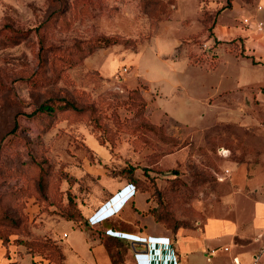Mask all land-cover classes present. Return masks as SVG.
<instances>
[{
  "label": "rangeland",
  "instance_id": "obj_1",
  "mask_svg": "<svg viewBox=\"0 0 264 264\" xmlns=\"http://www.w3.org/2000/svg\"><path fill=\"white\" fill-rule=\"evenodd\" d=\"M219 1L0 0V238L17 264L31 255L58 262L53 223L84 218L86 202L111 179L135 178L152 232L198 234L224 191L213 171L264 165V123H210L219 115L204 98L214 83L204 57L212 48L201 43L212 40L181 38L189 60L173 52L185 25L208 33L220 14L230 18L221 13L230 4ZM40 103L52 109L36 110ZM119 196L91 213L103 218L91 227L112 264H134L129 240L104 231L115 210L101 215ZM230 251L218 249L212 264H230Z\"/></svg>",
  "mask_w": 264,
  "mask_h": 264
},
{
  "label": "crops",
  "instance_id": "obj_2",
  "mask_svg": "<svg viewBox=\"0 0 264 264\" xmlns=\"http://www.w3.org/2000/svg\"><path fill=\"white\" fill-rule=\"evenodd\" d=\"M219 3H224V0H220ZM258 5L260 8L257 7ZM224 10H227L226 13L230 15V18L222 21L221 14L216 18L211 27V35L207 39L216 42L210 53L204 56L209 65L212 64V67L208 69L213 71L214 82L212 87L209 86L211 92L204 98L209 106L217 108L219 112V115H214L210 123H264V0L251 2L230 0V7L221 9V13ZM244 18L248 19V23L244 22ZM257 21L262 22L260 28L256 26ZM185 26L186 31L177 33L172 47L173 52L180 53L189 60L183 48L178 50V44L183 40L181 38L191 39L199 35L207 38V33L203 32L201 23ZM230 39L234 41H229ZM240 45L243 48L242 51L239 48ZM218 47L219 50H217ZM200 84L204 87L208 86V83L204 81ZM162 111L166 113L165 110ZM165 117L184 124L169 114ZM262 150L264 154V146ZM222 167L229 169V175L224 180H217L220 183L218 188L224 191L220 193L219 203L213 206L205 217L198 234L194 232L190 234L183 230H176L174 235L152 232L153 225H144L151 220L150 215L142 214L140 211L146 206L145 198L142 197L144 201L139 204L135 201L134 196L137 192L140 193L135 185L133 193L128 195L129 197L124 196L120 208L116 211L118 206L115 211L113 210L114 213L108 216L109 220L104 218L107 222L106 228L114 229L115 235L121 237H124L122 233H145V238L147 235L167 236L171 242L168 246L170 249L162 248L159 244L149 245V257L153 264L160 257L166 256L168 252L173 254L171 262L173 264H212L211 257L220 248L226 251L231 250L230 264H264V165L246 166L241 163L220 166L219 169ZM110 181H112V189L100 184V190L95 194L96 196H92L86 202L83 210L84 218L80 221L61 217L53 223L56 241L61 245L64 254L63 264H70L67 261L69 256L71 259L77 258L80 264H111L100 238L101 231H95L91 226H96V223L87 224L86 220L88 216H93L98 211L95 209L100 204H105L106 199L113 192L128 182L126 179ZM133 206L136 209H133ZM94 211L95 213L91 214ZM115 217L124 223L131 222L136 229L117 228L115 224L120 225L122 222L119 219L115 220ZM60 224H64V227L61 228ZM138 225L144 226L142 232H139ZM17 257L16 255L11 257L10 252L0 240V264H17ZM31 257L30 264H52L47 258L35 255ZM131 257L133 258V255ZM74 263L77 262L74 260ZM216 264H220V261Z\"/></svg>",
  "mask_w": 264,
  "mask_h": 264
},
{
  "label": "built area",
  "instance_id": "obj_3",
  "mask_svg": "<svg viewBox=\"0 0 264 264\" xmlns=\"http://www.w3.org/2000/svg\"><path fill=\"white\" fill-rule=\"evenodd\" d=\"M257 7L260 8V5H258ZM244 22L248 23V19L244 18ZM261 24H262L261 21H257L256 22V26L258 28L261 27ZM201 45H202L204 50H208L210 48L207 41H203L201 43ZM123 69L126 70V67H123ZM217 154L220 157H222V158H227L228 155H229V150L227 148L221 147V148L217 149ZM228 175H229V169L226 168V167H222V168H220L218 170H214L213 171V176L218 181L224 180ZM133 191H134V184L130 183V182H127L125 186L121 187V189L120 188L117 189L116 192L111 194L110 197L107 200L108 201L112 200L118 194H120V196H119L120 198L123 197V196H126V197L128 195L130 196L133 193ZM117 192H119V193H117ZM107 200L105 202H107ZM102 219L103 218H99V219L97 218L96 219L92 215H90V216H88L87 221H88L89 224H93V223L98 222V221H100ZM104 231L107 234H112V235L115 234L113 232L114 230H112L111 228H105ZM122 235L124 236L123 238H126L127 240H129V239H138V240H141V241H145L148 244L147 252H132L134 264H153L151 262L150 257H149V248H150L149 245L151 246V245H154V244H159L162 248H169L170 249V247H168V246L170 245L171 242L168 240L167 236H149V235H147V237L145 238L144 236H132V237H130L129 236L130 233H128V234L122 233ZM133 237H135V238H133ZM211 251L212 250H210V252ZM172 256H173L172 252H168V254L166 256L165 255L162 256V257H165V258L160 257L159 259H157L155 261L154 264H173V263H171L172 260H173ZM233 259H235V258L233 257Z\"/></svg>",
  "mask_w": 264,
  "mask_h": 264
},
{
  "label": "trees",
  "instance_id": "obj_4",
  "mask_svg": "<svg viewBox=\"0 0 264 264\" xmlns=\"http://www.w3.org/2000/svg\"><path fill=\"white\" fill-rule=\"evenodd\" d=\"M206 1L207 0H202V2H204V3H206ZM244 1H249V0H244ZM230 4V0H226V5H229ZM221 7V6H220ZM205 18V17H204ZM213 23L214 22H210V24H208L207 25V27H206V29L208 30L207 32V37H209L210 35H211V27H212V25H213ZM203 25V27H202V30H205L204 28V24H202ZM234 39V38H233ZM233 39H230L229 41H234ZM239 39H241V38H239ZM215 40H212L211 41V43L209 44V47H213L214 45H215ZM240 42H241V40H240ZM237 44V43H236ZM239 48H240V50L242 51L243 50V48H242V46L240 45L239 46ZM186 56H187V58H189V55L186 53ZM200 60H201V58H200ZM199 59H198V61H196V62H199L200 61ZM36 110H50V109H52V106L51 105H49V104H47V103H40L36 108H35ZM15 124V123H14ZM127 180H128V182H132L134 185H135V178H132L131 176H128L127 177ZM65 219H70V220H72V221H80L81 220V217H73V216H67V217H64ZM107 234V233H106ZM102 235V234H101ZM100 235V236H101ZM109 236H116V235H112V234H108ZM116 237H120V236H116ZM101 238V237H100ZM121 238H123V237H121ZM0 240H1V243L2 244H4V242H3V240H2V238H0ZM101 240H102V243H103V245H104V240H103V238H101ZM48 242H50V243H52L51 245H52V248L53 249H56V252H57V260H58V262H55L51 257H49V256H44V258H47L49 261H51L52 262V264H63V258H64V254H63V252H62V250H61V245L59 244V243H56L55 241H49L48 240ZM104 247H105V245H104ZM107 254H108V256H109V258H110V261H111V264L113 263L112 262V260H111V254L109 253V252H107Z\"/></svg>",
  "mask_w": 264,
  "mask_h": 264
},
{
  "label": "water",
  "instance_id": "obj_5",
  "mask_svg": "<svg viewBox=\"0 0 264 264\" xmlns=\"http://www.w3.org/2000/svg\"><path fill=\"white\" fill-rule=\"evenodd\" d=\"M124 199V196L119 198L114 204L112 207H109L104 215L106 214H109L110 212H112L113 210H115L119 205L120 203L122 202V200ZM109 201L105 202V204H103L100 208H98V211H101V209L106 205L108 206ZM105 206V207H106ZM94 217V216H93ZM130 237H132V235H129ZM135 238V237H133ZM129 244H130V249L132 252H147V249H148V244L145 242V241H141V240H138V239H129Z\"/></svg>",
  "mask_w": 264,
  "mask_h": 264
},
{
  "label": "bare ground",
  "instance_id": "obj_6",
  "mask_svg": "<svg viewBox=\"0 0 264 264\" xmlns=\"http://www.w3.org/2000/svg\"><path fill=\"white\" fill-rule=\"evenodd\" d=\"M104 215V214H103ZM107 215V214H106ZM102 216V215H101Z\"/></svg>",
  "mask_w": 264,
  "mask_h": 264
}]
</instances>
